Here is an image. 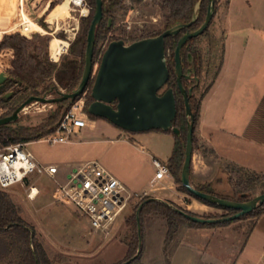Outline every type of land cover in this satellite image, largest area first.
Here are the masks:
<instances>
[{"label": "rangeland", "instance_id": "1", "mask_svg": "<svg viewBox=\"0 0 264 264\" xmlns=\"http://www.w3.org/2000/svg\"><path fill=\"white\" fill-rule=\"evenodd\" d=\"M216 1L219 4L218 13L213 17L207 31L196 38L193 45V49L202 53L203 62L200 89L197 93L198 100L214 83L220 72L224 40L221 23H223L222 18L228 3L232 1L233 7L238 8L240 12L245 9L250 11L251 3L260 6L257 4V0ZM49 4H54V7L49 9ZM125 4L127 8L115 14V22L111 24L112 30L106 39H101L99 48L106 47L112 36L120 37L126 41V44H130L132 42L129 41L133 38L148 36L163 28L165 11L155 0H144L140 3L126 0ZM31 6L28 0H0V32H4V35L32 34V38L29 39L34 40V45L38 48L35 53L41 58L45 57L49 47L53 46L55 49V39L66 40L73 33L78 35L81 31V19L91 14L90 7L87 15L86 12L82 14L70 0H36V7L33 9ZM43 14H46V18L41 26L39 20ZM24 24H26L25 27ZM35 24L40 25L46 33L37 34L35 37V31H29L30 27L36 30ZM50 33L54 35L51 36ZM59 47L60 45H58V51ZM98 67L99 64L97 67L95 66L94 74ZM227 81L233 84V79H227ZM53 82V77L48 78L39 91ZM188 82L189 80H186L187 85H189ZM219 88L221 91H227L224 85H219ZM165 90H167V86L162 92ZM10 92H13V95L6 98L10 100L9 102L0 106V115L12 108H18L27 100L25 98L29 94V92L17 93V88ZM61 92L66 93L63 90ZM46 95L48 98L59 97V95ZM221 97L222 104L218 108L221 111L217 112L219 115L221 112L223 113L224 103L228 96L221 95ZM218 100L220 102L219 94L216 97L212 96L210 102L206 99L205 105L211 109ZM79 101H83L85 105V95ZM43 106L37 103L28 113H21L19 120L12 127L38 126L48 114L53 113L57 108L56 104ZM38 108L41 112L37 111ZM234 111L239 114L238 126H247L248 137L252 136L253 131L258 130L259 132H256L258 135L255 137L264 140V106L258 108V105L254 103L249 104L243 110H236L235 106V108L228 109L227 115L231 116L235 113ZM87 120L93 121L94 127L87 126L80 134L72 135L69 138V143L52 144L41 140L26 145L27 150L33 154L38 163L43 166H57L59 173L55 179L47 175H34L27 182L4 190L10 195L18 216L34 230L36 240L43 244L51 264H120L128 249L129 231L126 219L133 214L135 207L143 199L140 196L144 193V191H134L131 186L121 180L122 176L126 180L132 178L136 172L144 174L146 177L152 176L156 169L151 164L149 156L145 155L146 152L149 151L163 160L165 152L171 151L175 145L173 134L156 130L133 134L102 118L87 115ZM186 121L188 123L187 118ZM197 126L198 123L196 129ZM119 137L134 138L137 142L135 145L137 150L141 151L139 147L144 146L145 152L132 153L124 143L111 142ZM255 137L253 135L252 138L256 139ZM262 142L259 141V143ZM197 147L198 150L201 149L200 142H197ZM88 161H98L102 164L111 175L125 184L132 196L129 207L111 226L108 233L95 232L88 218L81 214L69 200L61 198L59 186L66 185L68 175ZM217 168V171H220L213 177L212 183L215 191L223 192V189L229 188L236 191L246 190L253 198L264 193V177L255 185L247 182V178L252 174L249 175L241 171L233 164L221 162ZM163 184L166 186L165 190L160 189ZM163 184L157 185L154 191L148 184L146 186L148 196L151 198L168 197L172 191L167 184ZM32 186L38 188V193L40 192L33 198L30 197ZM187 211L198 216L225 213L223 210L209 206L204 209L192 208ZM258 221L251 217L237 219L226 225L202 226L184 223L179 227L175 240L166 241L168 232L166 221L155 216L147 217L144 219L142 231H140L141 264H264V222L260 229L258 227L254 229ZM187 248L190 252L186 251Z\"/></svg>", "mask_w": 264, "mask_h": 264}, {"label": "trees", "instance_id": "2", "mask_svg": "<svg viewBox=\"0 0 264 264\" xmlns=\"http://www.w3.org/2000/svg\"><path fill=\"white\" fill-rule=\"evenodd\" d=\"M135 2H142L144 0H134ZM160 8L165 11L164 14V26L161 30L154 32L148 36H142L140 38H133L129 42H134L148 37L158 36L167 29L177 25V24H189L195 14V8L199 0H155ZM88 3L91 14L88 17L81 19V31L77 35L76 39L70 44L68 55L64 56L58 64L51 60V54L54 48L49 47L48 52L44 58L39 57L35 51L38 48L34 45V40L23 36L20 33L5 34L0 39V71L5 72L8 75V80L5 86L0 91V104L3 105L10 100L5 98V95L17 88V93L29 92L25 99L31 96H44L45 94L59 95L61 90L66 93H72L75 91L82 79L84 67H85V56L87 47V35L95 14V0H86ZM126 0H103V13L104 18L101 24L97 27L96 31V43L94 49V65L97 60L100 65L102 56L108 47V45L115 40H123L122 38H116L114 36L110 37L106 47L99 48L101 39H106L107 35L110 34L112 28H108L107 20L112 18L115 22V14L119 11L125 10L127 8L125 4ZM218 2L215 0V11L214 16L218 13ZM54 4H52L49 9H52ZM209 7V0H202V4L199 10L197 20L190 26L189 29L182 30L175 37H168L165 42L167 64L170 71V78L167 83V89H173L175 92L176 103H177V117L173 122V127L178 128L181 132L180 136H176L173 131L167 132L168 134H173L175 136V147L173 149L172 155L168 160V167L170 174L177 183L178 189L190 197L198 200L202 204L223 210L225 213L222 215L218 214H207L203 216H198L192 212L184 210L176 205L180 210L186 213L202 217L205 219H219L227 216H231L236 213L235 210L221 208L219 206L209 204L206 201L195 197L193 194L188 192V190L182 186L181 183V173L185 160V144L187 140V127L188 123L186 121V110L183 95L181 94L175 74V49L179 40L188 31H197L205 23ZM48 11V10H47ZM46 15V14H45ZM210 26V25H209ZM209 28V27H208ZM207 31V30H206ZM205 31V32H206ZM204 32V33H205ZM203 33V34H204ZM37 37V35L35 36ZM198 38V37H197ZM196 39V38H195ZM195 39L187 42V44L182 49L183 60L188 64V53H192L194 59L196 60L197 74L200 78L202 74V57L199 50L193 49ZM124 41V40H123ZM126 43V41H125ZM53 77L54 82L50 85L39 89L47 81L48 78ZM95 77L92 78L85 90L86 102L84 105V112L90 116L88 113V107L92 102L91 99V89L94 84ZM183 80L184 88L189 91L193 89L192 96L190 97V106L195 115V131L193 137V147L194 150L197 149L198 138L196 136V125L200 118V107L202 99L205 95L201 97L200 100L197 99V93L200 89V84L195 85L196 82H188ZM77 98L75 102L65 101L62 103H57V108L53 113L46 116L44 121L38 126L34 127H19L13 128L11 123L9 125L0 127V147L4 148L11 144L19 143H30L34 141L41 140L51 134H53L57 125L62 117V115L69 110L74 104H76L83 97ZM264 105V104H263ZM16 109L12 108L8 112L2 113L0 119L11 116ZM162 132V131H161ZM263 141L264 140H260ZM241 171L247 174H252L247 178L248 183L257 184L264 177V174L250 171L244 168L238 167ZM198 190L212 194L221 199H226L230 201L247 202L253 199L248 191H236L233 188L223 189V192H217L211 186V184H205L200 187H195ZM151 197L143 198L131 216L126 219V226L129 231L128 238V249L124 260L120 264H141L142 252L138 253L139 250V239L140 234L138 230V220L137 212L140 206L142 209L139 214L140 228L142 231V223L145 218L157 217L166 221L168 232L166 241H174L175 235L179 227L184 223H190L192 225H217V224H199L195 223L184 215L179 213L170 205H167L161 201H151ZM256 218L261 219L264 217V204L258 206L253 212L247 214L240 219L246 218ZM230 222L219 223L218 225H226ZM51 264L46 251L43 248V244L38 242L35 238L34 230L27 226L22 219L18 216L16 208L10 198V195L4 190L0 189V264Z\"/></svg>", "mask_w": 264, "mask_h": 264}, {"label": "water", "instance_id": "3", "mask_svg": "<svg viewBox=\"0 0 264 264\" xmlns=\"http://www.w3.org/2000/svg\"><path fill=\"white\" fill-rule=\"evenodd\" d=\"M201 4L202 0H199L193 19L189 24H177L158 36L144 38L130 44H126L123 40L112 41L106 48L97 72L94 74L96 31L104 17L103 0H95V14L87 35L85 67L78 88L72 93L61 92L57 98H48L46 94L43 97L31 96L11 116L0 119V127L18 121L22 111L34 103L57 104L65 101L75 102L77 98L85 94L90 80L95 77L91 89L92 102L88 107L90 115L105 119L116 127L133 134L146 133L153 130L167 133L172 130L176 136H180V130L173 127V122L178 112L175 92L173 89H167L162 92L170 78L165 42L168 37H175L182 30L190 28L198 18ZM214 11L215 0H209L205 23L197 31L187 32L182 36L175 49V74L178 88L184 97L186 118L188 119L181 183L195 197L221 208L235 210L236 213L219 219H205L190 215L167 202L161 201L179 211L189 220L199 224L232 222L250 214L258 206L264 204V193L247 202L230 201L204 193L191 183L195 115L190 106V97L193 89L191 88L187 91L183 86V78L190 80L191 76L189 74L190 71H188L187 75L183 72L181 51L188 41L201 36L208 29L213 20ZM7 80L8 75L0 71V89L5 86ZM196 82L198 85L199 79H196ZM11 95H13V92L7 93L5 98H9ZM150 200L159 201L156 198H151ZM141 209L142 205L137 212L139 234L141 231L139 222ZM140 252L141 238L138 253Z\"/></svg>", "mask_w": 264, "mask_h": 264}, {"label": "crops", "instance_id": "4", "mask_svg": "<svg viewBox=\"0 0 264 264\" xmlns=\"http://www.w3.org/2000/svg\"><path fill=\"white\" fill-rule=\"evenodd\" d=\"M257 4L260 6L258 7L255 6L254 3H251V7L249 8L250 11L245 9L240 12L238 8L233 7V3L230 1L225 9L222 18L223 23H221L224 40L222 44L220 72L218 73L217 79L209 86L202 99L200 118L196 129V135L199 137L198 142L201 144V149H195V153L193 152L190 179L194 187H200L205 184H211L212 186L214 181L213 177L220 171H217V167L221 162L264 174V142L259 143V141L263 139L255 137V135H258L256 132L259 131H253L252 136L248 137L247 126H238L239 114L236 113L237 111H234L235 113L231 116L227 115L228 109L231 107L235 108V106L236 110H243L249 104L254 103L258 105V108H263L264 106V0H257ZM31 7L34 9L36 6L34 5ZM23 26L25 27L26 24ZM35 26L36 30H33L31 27L29 30L35 31V36L37 34L46 33L40 25L35 24ZM0 35L2 37L4 32H0ZM23 35L27 38H32V34ZM50 35L52 36L54 34L50 33ZM76 37L77 33H73V35H70L66 40L55 39L56 44L51 54V60L58 63L64 56L68 55L70 44ZM63 41H65L67 45L64 51L59 53L57 50L58 45ZM51 47L53 48V46ZM227 79H233V84L227 81ZM219 85H224L227 91H221ZM218 90L219 92H217ZM217 93L219 94L220 102L219 100L215 102L210 109L209 106L205 105V100L207 99L210 102L212 96L216 97L218 95ZM223 94L228 97L226 98V103H224L225 108L223 113L221 112L219 115L217 112L221 111L218 108H220L219 106L222 104L221 95L225 96ZM94 125L95 123L93 121L89 122V127L92 128ZM261 126L262 124L260 123V127ZM81 132L82 130L79 134ZM253 135L256 139L252 138ZM111 142L124 143V145H127L131 149L132 153H138V151L141 153L145 152L144 146L139 147L141 151L137 150L138 148L135 146L137 142L134 138L119 137L116 140H111ZM173 142L175 144L176 141ZM173 149L165 152V158L163 160L161 157L149 153V151H147L145 155L149 156L151 164H153L154 159L168 164ZM155 173L150 177H146L144 174H138L136 172V176L134 175L132 178H128L130 181L123 178V176L121 180L137 192H148L146 190L148 184H150L151 190L154 191L157 185L165 183L172 192L166 198L156 196L155 198L159 201L182 207L185 210H191L192 208L197 210L206 207V205L198 200L180 191L178 189L179 185L175 183L171 174L163 180L156 181L155 187L152 188L151 183L155 177ZM160 189L165 190L166 186L163 184ZM263 222L264 217L259 219L254 229L256 227L260 229ZM187 250L190 252L188 248L186 251ZM171 261L173 262V260Z\"/></svg>", "mask_w": 264, "mask_h": 264}, {"label": "built area", "instance_id": "5", "mask_svg": "<svg viewBox=\"0 0 264 264\" xmlns=\"http://www.w3.org/2000/svg\"><path fill=\"white\" fill-rule=\"evenodd\" d=\"M70 1L82 14L89 13L86 0ZM95 66L97 67L98 63ZM35 104L37 103L26 107L22 113H28ZM42 105L45 107L48 104ZM37 111L41 112L39 108ZM87 126L89 121L84 112V102L79 101L62 115L56 131L43 140L52 144L68 143L72 135L79 134ZM26 145L27 143H19L0 147V189L6 190L16 184L27 182L34 175H47L55 179L58 174L57 166H43L38 163L33 154L27 150ZM153 164L156 173L151 183L152 188L155 187L156 181L170 176L167 163L154 159ZM59 187L61 198L69 200L81 214L87 217L95 232L108 233L111 226L129 207L132 199L125 184L111 175L98 161L81 164L68 175L66 185ZM30 190L31 198L39 194L35 186ZM148 195V192H144L140 197L144 198Z\"/></svg>", "mask_w": 264, "mask_h": 264}, {"label": "flooded vegetation", "instance_id": "6", "mask_svg": "<svg viewBox=\"0 0 264 264\" xmlns=\"http://www.w3.org/2000/svg\"><path fill=\"white\" fill-rule=\"evenodd\" d=\"M29 2H30V4L32 5V6H34V5H36V0H28ZM54 3V2H53ZM52 4H49V7L51 6ZM47 10V9H46ZM45 16V14H43L42 16H40V20H39V22H41V26H42V22L44 23V21H45V18H46V16ZM104 18V17H103ZM110 20H112L111 21V23H109L110 22ZM107 23H108V28H112L111 27V24H114V21H113V19L112 18H108V20H107ZM26 30H28L27 28H25ZM187 32H192V31H190V30H188ZM186 32V33H187ZM185 33V34H186ZM184 34V35H185ZM183 35V36H184ZM182 52L183 51H181V59H182V66H183V72H184V74L185 75H187L188 74V71H190V80H189V82H196V79H199V84H200V78H199V76H198V74H197V68H196V60L194 59V57H193V55H192V53L190 52V53H188L187 54V57H188V64L183 60V55H182ZM177 80V79H176ZM183 80H186V79H184L183 78ZM198 84V85H199ZM195 85H197V82H196V84ZM197 85V86H198ZM2 89H0V91H1ZM184 98V97H183ZM0 106H1V104H0ZM15 109H17V107L15 108Z\"/></svg>", "mask_w": 264, "mask_h": 264}, {"label": "bare ground", "instance_id": "7", "mask_svg": "<svg viewBox=\"0 0 264 264\" xmlns=\"http://www.w3.org/2000/svg\"><path fill=\"white\" fill-rule=\"evenodd\" d=\"M67 43L65 41L61 42L60 47H59V53H62L66 47ZM60 56V55H58Z\"/></svg>", "mask_w": 264, "mask_h": 264}]
</instances>
